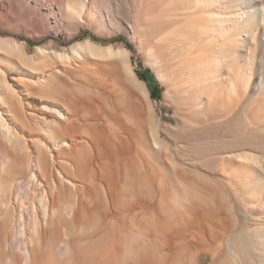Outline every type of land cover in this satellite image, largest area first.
<instances>
[{
	"label": "rangeland",
	"instance_id": "1",
	"mask_svg": "<svg viewBox=\"0 0 264 264\" xmlns=\"http://www.w3.org/2000/svg\"><path fill=\"white\" fill-rule=\"evenodd\" d=\"M234 1L100 0L67 35L0 29V264H264V0H237L242 19ZM58 112L77 127L54 142L50 121L70 132ZM42 151L60 209L79 214L28 228V259L16 196Z\"/></svg>",
	"mask_w": 264,
	"mask_h": 264
},
{
	"label": "bare ground",
	"instance_id": "2",
	"mask_svg": "<svg viewBox=\"0 0 264 264\" xmlns=\"http://www.w3.org/2000/svg\"><path fill=\"white\" fill-rule=\"evenodd\" d=\"M99 1L100 0H96V1L95 0H0V29L3 32H9V33L10 32H18L21 34L33 36L36 39L44 38L48 34L61 33L62 35H67L69 27L74 25V23H73L74 19H76V21L78 22V26L94 20L93 15L95 12H97L96 9L97 8L99 9V5H100ZM121 1L125 5H127L129 0H121ZM231 2L232 1H230V3ZM240 2H241V0H240ZM240 2L237 0H235L233 2L235 4V6L237 7V9L240 8V13L237 16L238 19H242L245 15H247V13L245 12L246 7H244ZM227 6H229V5H227ZM119 9H120V5H117L116 11H119ZM231 9L233 10V7ZM227 11L229 12V10H227ZM209 13L211 15L214 14V10L213 9L210 10ZM194 15H195L194 19L197 21L196 22V24H197V26H196L197 30L196 31L198 33V36H201L203 34L200 31L204 32L205 28L202 25L201 19H199V17H197V14L194 13ZM26 17H28V18H26ZM229 17L230 16H228V18ZM250 17L253 18L254 16L250 15ZM218 18L222 22L221 24H223V23L226 24L228 22V20H230V19L227 20V13H224V12H222L218 16ZM26 19L30 20V24L28 26L24 25ZM208 19H209V23H208V26L206 25L207 28H206L205 32L210 31V29H211L210 23L213 21V19L211 17H209ZM233 20H235V17L233 18ZM190 31H191V29H190ZM193 31H195V30L192 29V32ZM184 38H186L187 41H189L191 39L188 36H186ZM0 42H3V41H1V39H0ZM7 43H9L11 48H16L18 45L14 41H10V42L8 41ZM18 47H19V45H18ZM52 48L53 49H51V50H53V51H51V52L46 51V50L44 51L41 49L40 54L43 56V58H45L47 60L53 59V53L52 52H54L56 54V56L62 55L59 53V50H57L56 47H52ZM47 50H49V49H47ZM25 51H26L25 49H21L22 56H24L26 59H28V57H26V55H25ZM19 52H20V50H19ZM21 52L19 53L20 55H21ZM63 52H64V50H63ZM236 54H237V52H236ZM234 55H235V52H234ZM220 56H221L220 58L217 56V58H219V61H217L216 57L214 60L216 62L215 63L216 65L219 62V65L221 68V67H223V65H225L224 63H225L226 57L224 58V56H222V55H220ZM61 58L63 59L64 57H61ZM29 61H30V59H29ZM47 63H49V62H46V64ZM52 63L47 64L46 66H44V65L43 66L44 67H51ZM214 65H212L209 62H204V65H202L201 68L206 70V71L210 68L212 73H215V69L213 68ZM61 69H58L55 72L56 73L60 72ZM42 70H44V69H42ZM65 70H66V68H65ZM46 74H47L46 76L49 78L48 79L49 81H47L48 82L47 85H48L51 81L50 79H52L51 76H55V75H53L51 73H46ZM67 78H69V77H67ZM64 81H66V80H64ZM47 85H45V86H47ZM50 87L51 86L48 85L47 89H44L46 87H44V88L41 87L40 89L45 90V92H43V94H44V93L50 91L49 90ZM46 94H48V93H46ZM63 98H64L63 101H65V102H64V104H62V105H64L62 108L66 111V113L68 114V117H75V116L79 115L80 109L78 108V106H75L73 109V107L68 104L69 102H71L70 97L64 96ZM59 114H60V116H58V119L60 121L64 120V123H62V128H63L64 132H66L68 130L70 132L62 134L59 129L58 130L54 129L57 126V122L56 121H50L49 124L51 126V129L49 131V134H50V138L54 142L61 139V135L74 137L75 135H74L73 128L77 127V126H74L75 122H65V120L67 119V117L64 115L65 113L61 114V112H60ZM80 148H81V146L78 145L77 142H73L70 149H68V152L71 154V160L74 162V164H71L68 167L65 166L67 169H70L71 171H73L74 175L76 177H79V180H80L81 176H80L79 167H78L77 162H76V160H77L76 157H77V154H78V151ZM46 152L47 151L40 152L39 161L38 162L34 161L33 168H32V170H30V178L27 179V177H23V178H20V180L18 182V193L16 196L18 207H17L16 211L14 210L16 213H15L13 222H14L15 226L18 227L16 236L20 240L23 241V243H24L23 248H25V250H26V258H28V259L31 256V247L29 245L31 238H30V236H28V233H29L28 228L29 229L32 228L35 231V233H38L41 235V233L45 231L44 230L45 224L49 223L50 220H53V219L66 220L67 215H71L73 220H76L78 218V214H79V211L77 208H74V210L71 214L66 213L65 209H63V210L60 209L59 204L57 203V193H58L57 184L58 183L56 184L52 180L53 173L56 174L57 176L59 173L56 170L54 172L49 171V167H47V165H46V163H47V153ZM59 155H60V153H59ZM39 162H44V164L46 166L42 167L39 164ZM40 177H42V179H45V181H46V184L44 185V187L41 188V190H42L41 194H39V191H38V188H40V186H41ZM73 180L78 181L77 178H73ZM73 180L72 181L70 180L69 183H71V185L75 186L76 183L73 182ZM88 180H89V173L87 174V178H86L87 184H86V186L82 187L81 192H84L88 188ZM80 181H78V182H80ZM60 182H62V180H60ZM64 186H66V185H64ZM47 187L49 190H47ZM16 217H17V220H16Z\"/></svg>",
	"mask_w": 264,
	"mask_h": 264
}]
</instances>
